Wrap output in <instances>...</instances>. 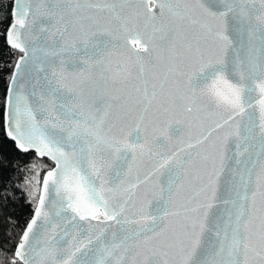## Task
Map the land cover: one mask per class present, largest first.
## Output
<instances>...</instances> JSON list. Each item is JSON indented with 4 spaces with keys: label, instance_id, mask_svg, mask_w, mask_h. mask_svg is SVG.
Instances as JSON below:
<instances>
[{
    "label": "snow or ice",
    "instance_id": "snow-or-ice-1",
    "mask_svg": "<svg viewBox=\"0 0 264 264\" xmlns=\"http://www.w3.org/2000/svg\"><path fill=\"white\" fill-rule=\"evenodd\" d=\"M3 9L0 264H264V0Z\"/></svg>",
    "mask_w": 264,
    "mask_h": 264
},
{
    "label": "trees",
    "instance_id": "trees-1",
    "mask_svg": "<svg viewBox=\"0 0 264 264\" xmlns=\"http://www.w3.org/2000/svg\"><path fill=\"white\" fill-rule=\"evenodd\" d=\"M7 2L8 0H0V19H2L4 15L3 5ZM0 27H2V25H0ZM6 51L7 50L3 45V40L0 39V62L11 60L10 55H5ZM3 84V79H0V91H3ZM16 155L17 153L12 147L10 141L0 140V156H6L9 161H12V164L0 173V184L7 183L9 185V195L12 196V201L9 203L7 212L14 220H19L23 223V221L30 217L33 205L29 203L26 191L23 190V184L18 178L20 174L15 171V169L21 167L20 164L14 160ZM12 187H15L17 191L12 192ZM6 227L9 232L12 231L10 226L5 225L4 217L0 215V239H3Z\"/></svg>",
    "mask_w": 264,
    "mask_h": 264
},
{
    "label": "water",
    "instance_id": "water-1",
    "mask_svg": "<svg viewBox=\"0 0 264 264\" xmlns=\"http://www.w3.org/2000/svg\"><path fill=\"white\" fill-rule=\"evenodd\" d=\"M33 207H34V205H33ZM32 210H33V209H32ZM31 215H32V212H31ZM31 215H30V216H31Z\"/></svg>",
    "mask_w": 264,
    "mask_h": 264
},
{
    "label": "rangeland",
    "instance_id": "rangeland-1",
    "mask_svg": "<svg viewBox=\"0 0 264 264\" xmlns=\"http://www.w3.org/2000/svg\"><path fill=\"white\" fill-rule=\"evenodd\" d=\"M28 199L30 200V198L28 197Z\"/></svg>",
    "mask_w": 264,
    "mask_h": 264
}]
</instances>
